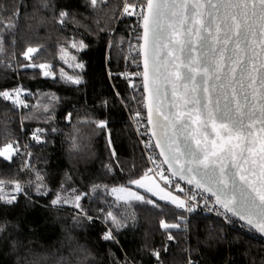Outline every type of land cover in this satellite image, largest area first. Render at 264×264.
Returning <instances> with one entry per match:
<instances>
[{"label":"trees","instance_id":"trees-1","mask_svg":"<svg viewBox=\"0 0 264 264\" xmlns=\"http://www.w3.org/2000/svg\"><path fill=\"white\" fill-rule=\"evenodd\" d=\"M46 2L47 7L42 0H0V18L4 21L0 25L4 36L0 90L21 86L28 93V107L23 108L0 98V146L18 142L21 148L26 147L11 161L0 157V180L18 181L28 194L20 195L10 206L0 203V225H6L0 233V264H158L151 255L153 251L160 253L159 264H189V260L195 264H264V240L237 229L229 230L221 221L200 213H195L188 224L185 222L186 228L182 224L181 229L171 230L174 239L169 240L168 233L159 227L160 219L179 221L174 215L176 210L163 201L159 209L139 202L114 209L129 217L124 221L126 226L115 231V242L101 238L107 225L97 209L107 208L106 200L114 197L103 188L93 193L92 186L126 184L131 174H139L147 167L124 107L146 116L143 105L131 99L139 98L142 88L129 87V79L141 85L142 78L122 75L142 71L133 62L135 51L128 48L127 30L132 16H114L122 10L123 0H106L95 10L86 0ZM17 8L18 16L14 15ZM62 10L70 14L63 26L57 23ZM10 20L14 28L6 26ZM73 38L83 40L87 47L77 53L66 44ZM120 40L125 43L109 48L110 41ZM61 46L67 47V53L61 51ZM28 47L39 49L32 62L52 65L48 71H55L56 79L44 77L40 74L44 70L39 68L18 67L29 63L21 56ZM72 55H76V61ZM77 61L84 65L75 69L82 83L63 82L60 69L72 75V65ZM110 72L115 74L112 78ZM116 92L124 98L123 103ZM55 98L58 101L53 107ZM46 104L49 112L44 111ZM68 113H72L71 121L65 118ZM99 119L108 121L123 171L115 168V162L114 170H107L105 166L112 158L105 132L84 123ZM41 128L45 130L44 142L36 143L32 133ZM73 140L78 145L76 149ZM37 171L43 177L47 195H37L30 185ZM62 189L88 193L81 203L89 215L100 218L89 222L81 217L77 222L70 204L52 207L51 200Z\"/></svg>","mask_w":264,"mask_h":264},{"label":"snow or ice","instance_id":"snow-or-ice-1","mask_svg":"<svg viewBox=\"0 0 264 264\" xmlns=\"http://www.w3.org/2000/svg\"><path fill=\"white\" fill-rule=\"evenodd\" d=\"M42 3L48 6L46 0ZM86 3L95 10L106 0H86ZM18 14L19 8L14 15ZM114 16H135L136 27L140 29L138 32L133 29L137 43H129V51L136 50L132 59L142 71L122 75L142 78L141 85L129 79V87L142 88V95L131 99L143 105L146 111V126L140 135L148 137L141 143L152 166L139 174H131L126 184L92 186L93 193L103 188L114 196V200H106L107 208L97 209L107 225L101 238L115 242V231L126 226L124 221L129 217L114 209L131 207L134 202L159 209L160 201L172 205L179 221L170 223L160 219L159 227L168 233L169 240L174 239L171 230L181 229L182 224L187 227L183 213L194 212L201 201L204 208L215 212L222 222L238 220L264 237V0H123L122 10ZM69 17V12L62 10L57 23L63 26ZM0 25H4L2 18ZM6 26L15 27L11 20ZM123 43L124 40L110 41L109 48H118ZM66 44L77 53L87 47L83 40L74 38ZM3 45L4 36L0 33V53ZM38 51L35 47L24 50L21 56L29 63L18 67L51 69L50 64L32 62ZM61 51L67 53V47L61 46ZM71 59L76 61V55ZM72 67V75L61 68L59 78L79 85L82 77L75 69H82L84 65L77 61ZM40 74L57 78L55 71ZM113 75L109 73L110 78ZM22 91L26 90L19 86L0 90V98L11 101L13 107H28L20 99ZM115 94L123 103L120 93ZM56 101L58 98L52 100L53 107ZM44 111L49 112V105L44 106ZM65 118L71 121L72 113ZM131 118L141 123L138 118H142V112L135 111ZM84 123L105 132L112 158L105 166L107 170L112 172L115 162V168L123 171L108 121ZM44 131L37 129L31 139L43 143ZM73 148H78L75 140ZM20 154L18 142L0 146V157L5 161ZM28 167L26 162L25 168ZM35 176L30 185L37 195H47L41 173L37 171ZM157 177L162 184L157 182ZM181 182L188 187H183ZM6 188L12 190L6 191ZM20 195H28L23 184L0 180V203L10 206ZM88 195L76 189L70 192L62 189L50 203L52 207L70 204L76 211L77 222L81 217L93 222L100 215H89L81 203ZM5 228L6 225H0V233ZM151 255L159 264V251ZM189 264L193 261L189 260Z\"/></svg>","mask_w":264,"mask_h":264},{"label":"built area","instance_id":"built-area-1","mask_svg":"<svg viewBox=\"0 0 264 264\" xmlns=\"http://www.w3.org/2000/svg\"><path fill=\"white\" fill-rule=\"evenodd\" d=\"M122 18H123V17H122ZM131 21H132V22H131L130 28L127 30V32L129 33V37H128V48H129V43H131L132 45H135V44L137 43V41H136V39H135V35H136V32L140 31V29H139L138 27H136V26H137V18H136L135 16H132ZM134 28H136V32L133 31ZM133 50L135 51V54H136V50H135V49H133ZM13 97L15 98V96H13ZM25 98H26V95L24 94V91H22V92L20 93V99H22V100L25 101ZM23 107H24L23 105H19V108H23ZM124 107H125V109H126V111H127V113H128L129 121H130V123H131V125H132V127H133V129H134V132H135V134H136V136H137V138H138V141H139V143H140V146H141V149H142L143 155H144V157H145V145L141 143V140H146V139H148V137H147V136H142V135H140V133L144 132V129H145V126H146V119H145L146 116H145V117L142 116V118H138V119H141V123L137 124L136 121L133 120V119L131 118V117H132V113H134V112H130V111L126 108V106H124ZM147 127H149V126H147ZM149 128H150V127H149ZM156 152H157V150H156ZM157 153H158V152H157ZM145 160H146L147 166H152V165H149V164H148V161H147L146 157H145ZM153 167H154V166H153ZM164 167H165V166H164ZM165 168H166V167H165ZM157 181L160 182L161 184L163 183L162 181H159V180H158V177H157ZM181 185H182L183 187H186V188L188 187L187 185L183 184L182 182H181ZM177 194H179V193H177ZM184 198L187 199V196L185 195ZM198 199H199V197H198ZM195 213H200V214H202V215H204V216L212 217V218H214V219L219 220V221L222 222V218L217 217V216L215 215V212H209V211H207V210L204 208V206H203V202L201 201V203L196 207V210H195L194 212H192V213H187V212L183 213L184 216H186V218H187V219H186L187 224L189 223L190 218H191ZM222 223H223V224L226 226V228L229 229V230L237 229V230H239L241 233L246 234V235H248V236H250V237H252V238H258V239H261V238H260L255 232H253V231H251L250 229L246 228L245 226H243L242 224H240V223L237 222L236 220H235L233 223H224V222H222ZM262 240H263V239H262ZM193 264H195V263L193 262Z\"/></svg>","mask_w":264,"mask_h":264},{"label":"rangeland","instance_id":"rangeland-1","mask_svg":"<svg viewBox=\"0 0 264 264\" xmlns=\"http://www.w3.org/2000/svg\"><path fill=\"white\" fill-rule=\"evenodd\" d=\"M44 71H48V68H46V69H43ZM21 87V86H20ZM23 88V87H22ZM24 94L26 95V97H27V95H28V93L26 92V91H24ZM14 98V97H13ZM11 102V101H10ZM25 102H26V100H25ZM27 103V102H26ZM18 108H19V106H17ZM20 149H21V152H25L26 151V147L25 148H21L20 147ZM29 163V162H28ZM158 182V181H157ZM114 197V196H113ZM118 203H123V201H117Z\"/></svg>","mask_w":264,"mask_h":264},{"label":"water","instance_id":"water-1","mask_svg":"<svg viewBox=\"0 0 264 264\" xmlns=\"http://www.w3.org/2000/svg\"><path fill=\"white\" fill-rule=\"evenodd\" d=\"M149 127H151V126H149ZM157 152H159V149H157ZM161 159H163V158H161ZM165 167L167 168V166L165 165ZM183 184H185L184 182H182ZM186 185V184H185ZM237 222H239L240 224H242L243 225V223L242 222H240V221H238V220H236ZM243 226H245V225H243ZM246 228H248L247 226H245ZM249 229V228H248ZM253 232H255V231H253ZM256 233V232H255ZM261 239H263L264 240V237H262L260 234H258V233H256Z\"/></svg>","mask_w":264,"mask_h":264}]
</instances>
